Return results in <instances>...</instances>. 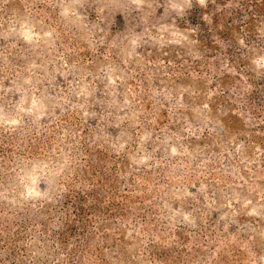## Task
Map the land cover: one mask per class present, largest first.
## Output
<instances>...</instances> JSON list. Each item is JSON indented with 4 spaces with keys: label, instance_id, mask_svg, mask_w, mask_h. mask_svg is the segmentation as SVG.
Masks as SVG:
<instances>
[{
    "label": "rangeland",
    "instance_id": "374dc122",
    "mask_svg": "<svg viewBox=\"0 0 264 264\" xmlns=\"http://www.w3.org/2000/svg\"><path fill=\"white\" fill-rule=\"evenodd\" d=\"M255 2L0 0V264H264Z\"/></svg>",
    "mask_w": 264,
    "mask_h": 264
},
{
    "label": "trees",
    "instance_id": "16d2710c",
    "mask_svg": "<svg viewBox=\"0 0 264 264\" xmlns=\"http://www.w3.org/2000/svg\"><path fill=\"white\" fill-rule=\"evenodd\" d=\"M219 2L220 1H222V0H218ZM247 1V3L249 2V1H252V0H246ZM264 0H263V2H261V3H257V2H255V4H256V7L259 9V11L260 10H263L264 9ZM204 31H206L205 29H203Z\"/></svg>",
    "mask_w": 264,
    "mask_h": 264
}]
</instances>
